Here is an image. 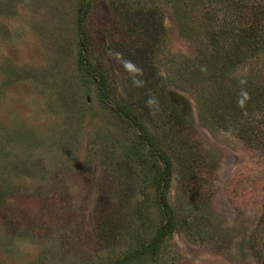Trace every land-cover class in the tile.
Returning <instances> with one entry per match:
<instances>
[{"label":"rangeland","instance_id":"1","mask_svg":"<svg viewBox=\"0 0 264 264\" xmlns=\"http://www.w3.org/2000/svg\"><path fill=\"white\" fill-rule=\"evenodd\" d=\"M83 1L0 0V264H264V56L231 32L212 69L213 0H91L88 61L173 163L154 253L164 163L86 69Z\"/></svg>","mask_w":264,"mask_h":264},{"label":"trees","instance_id":"2","mask_svg":"<svg viewBox=\"0 0 264 264\" xmlns=\"http://www.w3.org/2000/svg\"><path fill=\"white\" fill-rule=\"evenodd\" d=\"M213 3H215V6L211 7L210 16L213 17V30L215 31V34L213 33L210 40L219 52L217 54L218 58L216 56L215 62L212 64V69H214L215 72H219L220 75H223L226 65L231 66L230 62L227 60L230 51H227L224 47V41L227 42L228 39L234 35L230 34L231 32L236 33L237 31L239 34H236L240 39L239 44L252 52L253 57H250V60L255 58L259 59L261 56H264V0H213ZM90 8L91 0H87L86 2L83 1L81 3L79 9V24L82 26V46L84 58L85 60L87 59L85 67L97 81L102 99L106 103L113 106L124 118L134 125L140 134V139L146 142L152 153H154L164 163L161 199L167 220L158 235L154 238L153 243L145 247L146 250H151L156 253L165 239L170 236L175 229L174 211L168 200L173 178V163L171 158L157 146L154 139L150 135L146 124L134 111V109L127 104L118 103L112 99L110 96L111 91L108 77L103 71L97 69L90 61H88L91 52V43L84 24ZM244 60L245 59L240 62L242 63ZM255 64H257V62H255ZM261 65L262 68L257 72L256 76L252 78V80L250 79L248 81L250 86L251 84L256 85L262 83V85H264V59L262 60ZM257 80L259 83H256ZM255 87L261 92H264V86ZM262 119L259 120L258 123L254 124L252 129H254L256 140L264 142V124H262L264 122V115L262 116ZM128 260L129 257H125L123 260H120L118 264H126Z\"/></svg>","mask_w":264,"mask_h":264}]
</instances>
